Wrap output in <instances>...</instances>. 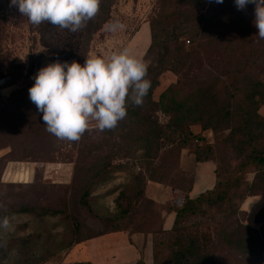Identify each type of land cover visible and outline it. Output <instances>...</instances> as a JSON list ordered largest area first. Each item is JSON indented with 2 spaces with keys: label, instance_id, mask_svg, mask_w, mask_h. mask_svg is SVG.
<instances>
[{
  "label": "trees",
  "instance_id": "1",
  "mask_svg": "<svg viewBox=\"0 0 264 264\" xmlns=\"http://www.w3.org/2000/svg\"><path fill=\"white\" fill-rule=\"evenodd\" d=\"M116 2L101 0L97 15L86 22L76 57L81 65L89 54L94 36L110 21ZM254 9L255 5L249 4L245 10H238L235 0H223V3L215 0H158L156 15L150 21L152 42L147 50V57H151L147 78L152 86L144 104L134 107L129 102L126 118L114 130L101 132L105 138L101 143L88 145L84 165L79 166L75 174L74 192L78 203L89 214H95L100 222L113 225L112 228L92 232L91 227L75 220L59 242L49 236L43 244V253H37L32 242H22L17 248L16 264H42L76 244L111 231L129 229L131 225H126L125 220L132 216L138 205L142 202L157 204L147 196L148 181L171 186V181L166 182V175L158 174L156 163L162 160V155L177 150L179 163L181 151L189 148L197 162L213 161L203 156L204 148L209 146L201 135L194 134L192 126L200 125L203 130L215 133L230 129L233 136L240 133V140L249 146L258 142L259 135L255 131L264 128V117L259 113L264 104V39L259 38L254 25ZM241 37H247L246 43L235 44V40ZM204 56L217 59L210 67L215 72H210L204 79L191 78L203 64ZM227 57L234 60L230 61L232 64L236 63L234 68L220 67L223 58L227 63ZM35 62L36 59L32 58L29 71L21 74L22 79L35 73ZM168 71L190 77L191 81L177 80L169 85L159 100H155L154 91L161 76ZM225 75L228 76L223 80ZM16 83L11 81L2 86ZM25 93L23 87L15 90L8 99L0 94V135L7 134L11 138L18 135L21 144H31L28 150L33 160L53 161L55 157L49 153L51 134L46 130L42 116L33 113L31 107L34 105L24 101ZM161 113L168 117V121H161ZM8 145L0 136V149ZM105 147L104 155L92 156ZM137 152H140V171L122 193L118 214L102 217L92 206V195L100 178L109 173L115 161L128 160ZM215 165L213 189L191 197L192 179L183 200L165 206L163 213L175 212L176 217L173 227L164 230L162 215L159 229L155 231L154 264H211L216 259L214 253L210 252L205 241L185 232V222L195 216H208V210L214 208L224 213L229 209L230 215L236 214V198L242 202L249 196L264 195V147L257 149L254 146L227 177L221 174V167ZM118 166L125 168L123 163ZM252 170L255 177L249 183L245 175ZM17 213L40 218L60 214L67 217L66 210L38 207L29 202L0 211V220ZM255 223L260 226L252 227L236 221L221 239L238 260L254 256L264 259V209L256 215ZM219 243L220 240L214 244L218 247ZM136 264L147 263L141 258Z\"/></svg>",
  "mask_w": 264,
  "mask_h": 264
},
{
  "label": "rangeland",
  "instance_id": "2",
  "mask_svg": "<svg viewBox=\"0 0 264 264\" xmlns=\"http://www.w3.org/2000/svg\"><path fill=\"white\" fill-rule=\"evenodd\" d=\"M10 4L11 0H0V86L16 81L15 90L24 87L26 92L24 101L34 105L29 99L28 92L35 82L33 77L40 68L57 60L69 63L76 61L84 27L73 33L48 23H43L38 27L33 26L16 7H10ZM157 9L158 0H117L112 8L110 20L119 19L126 25L125 29L112 33L103 27L94 36L88 56H108L123 47L131 46L138 56L149 63L151 57H147V50L152 42L150 21L156 15ZM246 39L247 37L237 38L235 44L246 43ZM187 44L191 45L190 40H187ZM248 51L247 49V53ZM32 58L36 59V71L28 78L22 79L21 74L25 75L29 71ZM227 58V63L223 58L221 61L223 65L220 67L234 68L236 63L230 62L234 60L230 59L231 57ZM202 59L203 64L194 71L191 78L204 79L209 76L210 72H215L210 67L213 62H217V59L210 60L206 56ZM227 76H223V80ZM190 77L170 71L164 73L154 91V99L159 100L161 94L172 83L179 79L189 82ZM24 82L31 84L26 85ZM31 108L34 114L42 116L35 105ZM160 119L162 122L168 121V117L163 113L160 114ZM95 130L94 127L90 128L76 142L61 140L51 134L52 143L49 146V153L54 155L55 160L53 161L33 160L28 150L31 144H21V138L18 135L12 138L3 133L0 135L7 145L9 144L0 149V211L29 202L38 207L67 211V217L60 214L40 218L28 213H17L10 216L9 226L0 227V264H16L17 248L24 241L32 242L36 252L43 253V244L49 236H53L54 240L59 242L64 237L65 230L70 228L75 220L91 227L92 232L112 228L113 225L108 226L105 221L100 222L95 214L91 215L82 208L74 192V185L77 182L76 170L84 165V153L88 145L101 143L105 139L101 132ZM192 131L206 140L209 147L204 148L203 156L211 158L217 166H220V172L225 177L234 172L233 169L239 165L247 153L252 151L254 146L257 149L264 147V128L255 131L257 136L259 135L258 142L251 146L240 140L242 137L240 133L233 136L230 129L215 133L213 130H203L200 125H196L192 126ZM106 150L105 147L92 156L104 155ZM139 157L140 152H137L128 160L115 161L109 173L100 178L92 195V206L96 213L102 217L118 214V201L122 193L133 181L135 174L140 171ZM178 159L179 156L175 150L173 153L162 155V160L157 161L158 174L166 175L168 178L166 182H172L170 185L174 189V194L164 193L156 186H151L150 192L153 196L162 200L173 197L175 202L183 200L185 190L194 179V175L192 174L193 167L189 165L190 162H186V167L191 168L187 172L180 167ZM119 163H123L125 168H118ZM254 177L255 172L252 170L246 173L245 180L250 183ZM242 192L243 189L240 190L241 194ZM251 197L253 196L245 198L242 202L235 199L234 209L238 208L236 214L230 215L229 209L224 213L214 208L208 210V216H195L185 222V232L200 239L201 242L205 241L210 252L214 253L216 259L211 264H264V259L259 256L238 260L235 253L231 252L228 246L221 241L225 233L230 232L236 225V221L252 227L260 226L255 223V217L264 209V200H259L260 202L256 200L255 203L248 205L247 209L243 208L245 201ZM165 206L161 203L152 205L142 202L135 208L132 216L127 217L126 225H131L130 228L133 230H153L155 232L161 224ZM219 240V246L216 247L214 243ZM66 253L65 250L42 264H66Z\"/></svg>",
  "mask_w": 264,
  "mask_h": 264
},
{
  "label": "clouds",
  "instance_id": "3",
  "mask_svg": "<svg viewBox=\"0 0 264 264\" xmlns=\"http://www.w3.org/2000/svg\"><path fill=\"white\" fill-rule=\"evenodd\" d=\"M100 3L101 0H11L10 7H16L33 26L48 23L75 33L97 15ZM235 4L238 10L255 5L254 25L259 38L264 39V0H235ZM104 27L116 33L126 25L116 19ZM148 69L149 63L131 46L108 56L89 55L83 65L75 60H57L35 74L29 99L42 113L50 134L76 142L92 127L100 132L118 127L127 116L129 102L134 107L143 106L152 86ZM8 226L5 216L0 227Z\"/></svg>",
  "mask_w": 264,
  "mask_h": 264
},
{
  "label": "crops",
  "instance_id": "4",
  "mask_svg": "<svg viewBox=\"0 0 264 264\" xmlns=\"http://www.w3.org/2000/svg\"><path fill=\"white\" fill-rule=\"evenodd\" d=\"M15 87L14 85L0 86V94L7 99L11 97ZM260 113L264 116V104L260 108ZM187 161L193 167L192 174L194 175L190 196L197 197L201 193L213 189L216 183L215 163L213 161L197 162L194 153L189 148H185L181 151L180 167L184 171L189 172L191 168L186 167ZM197 165L199 166L196 170ZM151 186H156L158 190H162L164 193L170 195L174 194L173 187L149 180L146 193L150 199L157 203L168 205L175 202L173 197L162 200L153 196L150 192ZM256 200L258 202L264 200V195H256L248 198L243 208L245 207L247 209L248 205L255 203ZM163 217V229L170 230L175 222V212L167 213L165 211ZM154 247L155 232L153 230H133L129 228L111 231L76 244L67 250L65 258L66 264L76 262H87L91 264H136L141 258L147 264H154Z\"/></svg>",
  "mask_w": 264,
  "mask_h": 264
}]
</instances>
